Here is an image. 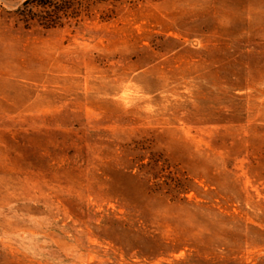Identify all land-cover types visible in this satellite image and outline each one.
<instances>
[{
    "label": "rangeland",
    "instance_id": "obj_1",
    "mask_svg": "<svg viewBox=\"0 0 264 264\" xmlns=\"http://www.w3.org/2000/svg\"><path fill=\"white\" fill-rule=\"evenodd\" d=\"M0 0V264H264V0Z\"/></svg>",
    "mask_w": 264,
    "mask_h": 264
},
{
    "label": "trees",
    "instance_id": "obj_2",
    "mask_svg": "<svg viewBox=\"0 0 264 264\" xmlns=\"http://www.w3.org/2000/svg\"><path fill=\"white\" fill-rule=\"evenodd\" d=\"M107 0H33L29 3L34 4L40 10H46L39 16L40 23L46 28H53L63 18L79 23L84 17H90L91 7L97 4H103Z\"/></svg>",
    "mask_w": 264,
    "mask_h": 264
}]
</instances>
